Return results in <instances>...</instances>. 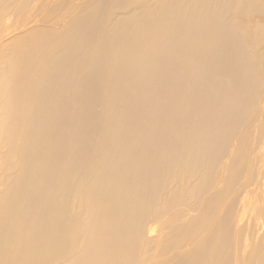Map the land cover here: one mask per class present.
<instances>
[{
	"label": "bare ground",
	"instance_id": "obj_1",
	"mask_svg": "<svg viewBox=\"0 0 264 264\" xmlns=\"http://www.w3.org/2000/svg\"><path fill=\"white\" fill-rule=\"evenodd\" d=\"M0 264H264V0H0Z\"/></svg>",
	"mask_w": 264,
	"mask_h": 264
},
{
	"label": "rangeland",
	"instance_id": "obj_2",
	"mask_svg": "<svg viewBox=\"0 0 264 264\" xmlns=\"http://www.w3.org/2000/svg\"><path fill=\"white\" fill-rule=\"evenodd\" d=\"M10 17H12V16H10Z\"/></svg>",
	"mask_w": 264,
	"mask_h": 264
}]
</instances>
